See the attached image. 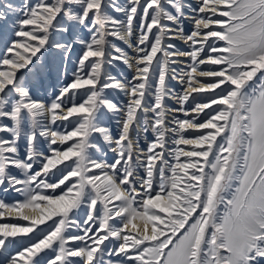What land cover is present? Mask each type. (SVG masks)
Here are the masks:
<instances>
[{"label": "snow or ice", "instance_id": "obj_1", "mask_svg": "<svg viewBox=\"0 0 264 264\" xmlns=\"http://www.w3.org/2000/svg\"><path fill=\"white\" fill-rule=\"evenodd\" d=\"M114 61L132 80L106 70ZM69 65L71 82L37 99ZM105 109L122 114L115 137ZM141 120L153 138L137 151ZM96 134L115 145L112 163L92 159ZM10 192L23 199L0 198V217L29 223H0V264H264V0H0V193Z\"/></svg>", "mask_w": 264, "mask_h": 264}, {"label": "rangeland", "instance_id": "obj_2", "mask_svg": "<svg viewBox=\"0 0 264 264\" xmlns=\"http://www.w3.org/2000/svg\"><path fill=\"white\" fill-rule=\"evenodd\" d=\"M121 2H123V0H121ZM117 15L119 16L120 14H117ZM191 30H193V29H192V26H191V21L189 19V20H187L185 22V31L186 32H190ZM136 35H138V31H136ZM110 39H111V42H112L113 45L119 46V47H121L123 49L126 48V47H124V44H123V42L121 40H118L115 37H112ZM134 41H135V36L133 37V41L132 42L134 43ZM184 45L186 47L185 48L186 51L190 50L188 43L187 44H183V46ZM112 54L115 55L116 53L113 52ZM73 59H75V57H73ZM190 63H191V61L187 58V66H185L183 68L187 69L188 65ZM117 67H119L120 69H118ZM173 67H174V65H173ZM72 68H73V65H69L67 76L62 77L60 81H57L56 79H52V81H51V91L41 90V92L39 94H37V95L42 96L45 102H50L58 94V90H59L60 87L63 86V84L71 82ZM105 68L113 76H119V77H121V79L128 78V80H132V77H133L132 72L127 68V66L125 64H123L120 61H114V65H105ZM171 86H173L172 88H176L179 93H180L181 88L183 90V87H182L183 85H181L178 80H173L171 82ZM174 92H176V91H174ZM106 94L114 102H118L119 104L124 105L122 103V101H120L119 99L120 98H124L125 99V97L121 96V94L117 90L109 89V90L106 91ZM200 95L201 94H196L195 95L196 98H197V101L200 100V98H199ZM78 98L81 99V97H79V96H78ZM125 101L127 102V100H125ZM168 103L170 104V100L168 101ZM104 113L105 114H104L103 119H104L105 126L109 127L112 130L113 135L115 137L118 134V132H119V128L117 127V125H118L117 122H119V120H121V118L118 119V118H115V117H122V114H121V116L120 115H116V114H113L111 111H109L107 109L104 110ZM75 119L76 118H74V119L71 118L70 120H75ZM141 126H143V128ZM54 127L57 128L60 131H65V129H67V130L71 129L68 121H64V122H59L58 121L57 125H55ZM136 131H138V132H136ZM135 137H137V138H135ZM152 138H153V135H152V133L150 131L147 133V135L145 134L143 122H142L141 125H139L137 127V129L133 132V135H132L133 143H134V141L138 142L137 144L134 143L136 148H137V146H139L140 143L145 142L146 143L145 149H146L147 146H148V142ZM95 142L100 145L101 154H99L96 149H91L90 152H91L92 159L97 160L96 157L101 155V157L103 158V161H107L108 163H112L114 161V159L116 158V153L115 152H111L112 150L110 148H107V144L103 141V138L100 137L98 134H96ZM21 143L22 144L24 143L23 139L21 140ZM49 147L50 146L48 144L43 143L42 139L40 140V149H43L45 153H47ZM137 151H138V148H137ZM37 168H38V164H37ZM138 171H139L140 175H143V170L142 169H138ZM72 179H75V178H72ZM0 198H3V199H5L6 202L11 203L12 201L22 200L23 196L21 194H19V193L10 192L7 195H4L3 193H0ZM98 207H99V205H98ZM86 212H87L86 208H81L78 211V213H77V215L75 217L76 220L82 223L84 221V219H85ZM52 223H53V221L52 222H48L46 225H42L40 227L47 229L48 227H50L52 225ZM72 232H73V234H78V235H82L83 234L82 231H78L75 228L72 229ZM31 235L32 234H29V236H31ZM24 239L26 241L27 237H25ZM105 243H108V242L106 241ZM75 259L77 261H79L77 258H75Z\"/></svg>", "mask_w": 264, "mask_h": 264}, {"label": "bare ground", "instance_id": "obj_3", "mask_svg": "<svg viewBox=\"0 0 264 264\" xmlns=\"http://www.w3.org/2000/svg\"><path fill=\"white\" fill-rule=\"evenodd\" d=\"M197 2H198V0H192V3H193V4H195V3H197ZM192 15H193L192 13H189V16H190V17H191ZM190 21H191V26H192V29H193V28H194V25H193L191 19H190ZM118 40H119V39H118ZM177 40H178V41H177ZM177 40H175L176 42H175V41H172V42L175 43L176 46H177L179 49H181V50H183V51H186V50H185L186 47H185V45L183 46V44H187V43H185L183 40H179V39H177ZM179 41H180V42H179ZM122 42H123V41H122ZM123 44H124V47H126L124 50H125L126 52H128V54L131 56V55L133 54L132 49H130L126 43L123 42ZM182 59L184 60V63L180 65L181 68L187 66V57H184V58H182ZM174 67H175V66H174ZM117 68L120 69L119 67H117ZM127 68H128V69L132 72V74L134 75V71H135V69H134V68H129V67H127ZM183 69H184V68H183ZM185 70H187V69H185ZM116 75H117V74H116ZM116 77L121 78V77H119V76H116ZM126 79L128 80V78H126ZM171 87H173V86H171ZM179 87H180V86H179ZM182 87H183V90H184V86H182ZM172 89H173V91H176L175 93H179V92L177 91L176 88H172ZM183 90H182V88H181L180 93H182ZM81 91H83V90H81ZM118 92L121 94V96H124V97H125V99H124V98H120L119 100L122 101L123 104L127 103L125 100H128V97H127L124 93H122V92H120V91H118ZM196 94H197V93H194L193 95L195 96ZM199 94H201V95L199 96L200 100L197 101V102H201V101L203 100L204 97L210 95V93H199ZM36 98H37V99L44 100L43 97L40 96V95H37ZM77 99L79 100L78 97H77ZM176 101H177L176 98L173 97V98L170 100V104L168 103V104H169V107H170V108H173V109H174V108H178V107H179V104H178ZM189 103H191V98H190V100H189ZM186 107H187V105H186ZM214 107H215V106H214ZM205 111H210V110H209V109H206ZM116 115H120V116H121V114H116ZM172 115H173V113H170V115H169V120L172 119ZM174 115L179 116L180 118H184V114H183V113H175ZM201 115H202V114H201ZM74 118H75V117H73L72 119H74ZM115 118H118V119L121 118V119H122V117H115ZM70 119H71V118H70ZM119 122H120V120H119ZM119 122H117V123H118V125H117L118 128H119ZM142 122H143V121L141 120V122H140L139 125H141ZM141 127L143 128V126H141ZM70 130H71V129H70ZM192 131H195V130H189V132H192ZM136 132H138V131H136ZM136 134H137V133H136ZM135 138H137V137H135ZM135 138H134V139H135ZM146 138H147V137H146ZM41 139H42L43 143L48 144L47 140H45V139H43V138H41ZM69 143H71V142H69ZM105 143H106V142H105ZM134 143L137 144L138 142H135V141H134ZM106 144H107V143H106ZM48 145H49V144H48ZM145 145H146L145 142L140 143L139 146H137L138 150H139L140 148L145 149ZM49 146H50V145H49ZM114 147H115L114 144H112V145L107 144V148L112 149V148H114ZM40 150L44 152L43 149H40ZM111 152H113V151H111ZM98 153L101 154V150H99ZM96 158H97V161H101V160H103V158L101 157V155L97 156ZM65 163L70 164L71 161H66ZM59 167H63V165H61V166H59ZM95 171H98V170H95ZM57 191H58V190H57ZM29 214L32 215L33 213L29 212ZM10 220H20L21 225H27V224L29 223V222H27V221H23V220H21L19 217H15V216H13V217H7V216H5V217H0V223L8 222V221H10ZM117 220H119V218H117ZM48 222H52V221H47L46 224H47ZM46 224H45V225H46ZM75 243H79V242H75ZM77 259L79 260V258H77Z\"/></svg>", "mask_w": 264, "mask_h": 264}]
</instances>
